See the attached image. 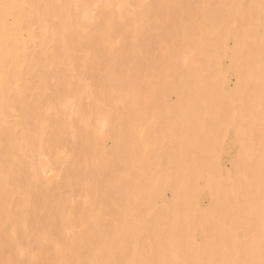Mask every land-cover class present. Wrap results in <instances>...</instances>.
<instances>
[{"label":"bare ground","instance_id":"obj_1","mask_svg":"<svg viewBox=\"0 0 264 264\" xmlns=\"http://www.w3.org/2000/svg\"><path fill=\"white\" fill-rule=\"evenodd\" d=\"M85 1L91 2L92 5L95 3L97 7H99L98 4L105 8H113L116 5V10H118L117 6H120L121 11L129 13L128 10H130L132 14H129L130 18L123 21L120 20V17L118 18L119 13L116 15L110 10L109 14H106V11L101 12L103 16L97 17L99 19L96 23L85 27L84 23H81L80 16L81 22L77 21L78 24L76 22L78 15L72 17V13L82 9L81 4ZM127 1L0 0V264H53L50 261L54 259V253L50 256L49 261L44 259L43 262H41V258L31 261L16 254L19 252L16 249V241L18 242V238H21V242H24L22 239H25L23 237L25 232L23 234L22 229H26L28 226L32 235L29 236L26 233L25 240L27 242L32 240L35 244L38 243V233L48 230L47 224L54 225L50 232H61L59 219L62 210L60 209L61 206L67 204L68 200L65 196L57 194L53 188L45 187V181L38 174L48 168V166L45 167L46 162L42 157L44 153L41 154V152L46 151L45 153L52 155L59 143L68 140L69 127L61 116V113L63 115L61 108L55 109L53 114L47 112L48 109L43 110L44 102L55 100V97L59 99L58 95L62 92L69 95V98L70 94L74 95L77 101L76 99L73 101L78 103L82 112L89 114L90 121H93L101 112V107L108 103L109 115L112 113L116 117L120 116L121 123L112 132V148L101 147L102 144L96 139L97 135L94 134L91 124L87 129L76 131L77 140L71 144L73 156L65 162L61 186L74 192L80 191L84 186L89 187L90 195L87 194L92 198V202L87 208L77 205L78 213L76 212V214H91L93 219L89 218L91 221L88 226L80 228V232L74 234L71 242L66 243L65 240L60 243L59 253L65 254V256L63 263L59 264H132L133 258H136L135 264H146L145 258L150 253L148 250L141 249L142 253L139 250L142 247L141 244H147V242L153 249H159V246L164 248L172 246L175 250L174 255L187 257L188 260L182 264H264V238L261 237L264 236L263 150L261 153L258 148L257 151L254 146L247 145L249 151H246V147L241 149L234 166L229 171L220 170L221 166L218 159H215L216 156L214 159L219 166L218 164L212 165L213 162H211L212 164L209 162L211 165L208 166L203 163L200 165L199 159L202 156L197 155L198 159L192 158V154L185 149L186 152L182 153L179 150L171 155L167 151L155 150L153 159L148 156L146 151L126 150L127 144H131L129 137L132 133L133 120L140 117L141 112L148 111L149 107L147 104H143L142 108L140 106V113L136 112L139 108L134 110L135 107L129 113L127 111L130 108L125 106L128 109L126 110L127 115L123 114L124 109L120 114L117 112L118 109L120 110V106L117 104L119 99L113 103L115 100L113 96L118 91L121 93L127 91L129 92L127 99L132 100L133 91L139 92V94L146 92L145 73L141 69L139 70L143 66L145 47L143 44H148L146 49L148 50L162 36L158 35V39L149 36L143 40L142 28H144V21L146 22L144 14L140 15V11H136L138 8L135 9L137 6L134 7ZM181 1L160 0L158 9L154 7L152 12L160 11L161 14H164L163 7L167 11L177 12L183 5ZM143 7L145 6L143 5ZM190 10H192V24L194 27H198L194 36L198 35L200 42L204 44L201 48L207 62L206 70L205 68H203L204 71L200 70L202 68L199 69V67V71L197 68L194 70L200 72L198 75L204 72H206L204 75L210 74L208 77L211 78V81L209 79L206 81L208 77L205 79L209 86L205 89L210 91V86L214 85L217 95L213 91L212 94L210 93L211 96H215L210 97V99H215L213 105L215 101H222L221 104L224 103V105L227 103L224 102L225 100L229 103L233 100L236 101L235 92L231 95H224L225 97L222 96L223 94H219V88L223 85L222 80L219 82L214 76L222 71L223 64L220 63V58L222 56L229 58L230 56L231 64H233L230 66V70L238 72L241 78L239 85L247 89L253 87L251 73L264 68L263 52L261 53V47L264 48V44L260 47V43H258L261 41L259 38V35L261 36L260 28H264V0H209L205 5L201 3L200 8ZM146 11L149 12V10ZM51 13L59 14L58 17L61 14L66 15H62L58 22L55 18V23L52 25ZM70 15L69 21L63 20V17L67 19ZM133 15L135 17L142 16L144 19L131 17ZM36 20L50 23L52 26L51 38L47 33L48 29L40 30L44 32V36H41L42 40L44 37H48L52 42L48 48L42 46L43 50L40 49L42 52H38L40 48L38 42H42L40 36H37L40 31L34 28ZM148 23L150 22H146L145 25ZM232 23H235V26H240V29L233 30ZM161 26L163 25L161 24ZM199 28L204 30L201 31ZM179 33L181 32L179 31ZM203 35H210L205 43ZM114 37L121 38L122 42L119 44L117 39V42L115 40L114 43ZM193 37L192 39H194ZM224 39H233L235 46L231 49L228 48L227 43L224 45ZM49 42L47 41V43ZM229 52L230 55H228ZM40 53L44 56H40ZM242 54L245 55H243L245 60ZM175 56L171 55L170 62H167H173ZM46 57L58 60L56 65L54 61V66L56 69L58 68L59 72L56 74L57 78L55 74L54 77L63 81L61 85H58L57 82V86L54 87L56 89L51 93L48 92L49 94L47 91H51V88L46 85V78L50 70L53 69L46 67V64L51 66L49 63L45 62L44 65L43 58L46 60ZM240 59L245 61L242 66ZM195 60L193 59V61ZM237 61L240 63L239 66ZM181 63L183 62L181 61ZM202 71L203 73H201ZM147 92L149 91L147 90ZM147 92L146 94H149L152 101L158 102L163 99V95L159 94L158 90ZM255 97L257 95L252 96L245 111L246 116L249 115V119H252L255 114L252 112V109L254 110L257 106ZM234 101L231 105L235 103ZM75 103L73 105H77ZM236 104H240L238 100ZM216 105L218 104L216 103ZM226 108L225 106V109L222 110L219 107L218 112L211 114L213 116L210 119L212 127L217 129L224 121L225 117L223 116H226L227 119L230 117L229 120L232 122L236 121L237 115L231 114V112L228 115L227 112L232 108L229 110ZM172 114L174 113L172 112ZM261 114L262 116L258 115L261 117V122L259 121L260 126L256 130L257 134L248 136L254 143L256 138L260 141L264 139V112ZM181 125L183 123L179 126ZM234 128L236 127L234 126ZM31 130H34L35 134L31 135ZM94 135L96 140L93 139ZM204 135L200 138L197 137L198 141L204 140L206 145H209L208 142H212L210 139H213L212 135L215 134L211 133L205 137ZM155 136L158 135L155 133ZM182 137L184 142L189 141L188 135ZM235 143L240 146L239 142ZM212 147L209 145L205 147L207 150L203 149L201 154L204 159L210 158ZM93 156L100 157L101 163L98 162L100 164L95 166L97 168L91 167L92 170H90L88 164L90 157L94 158ZM136 156H140L138 166L132 163ZM50 169L49 171H51ZM213 171L218 173L219 179H212ZM27 172L32 174V178L20 185L19 177ZM215 172L214 176L217 175ZM167 191L173 194L172 200L166 198ZM61 192L63 193V191ZM203 199H207L209 202L206 207L202 205ZM157 200L160 205L156 206L155 204V207L153 203ZM148 214L153 215L149 217ZM177 214H180L178 223L175 222L177 224L173 225L170 223L171 221L167 223V218L173 219L172 215L177 216ZM172 222L174 223V221ZM13 223L17 224L18 228L21 226L15 237L8 233V227ZM236 230L237 235H233ZM191 247L193 249L189 252ZM177 258L179 259V257ZM190 258L193 259L190 260ZM168 260L170 263L172 262L170 259ZM165 264H168V261Z\"/></svg>","mask_w":264,"mask_h":264},{"label":"rangeland","instance_id":"obj_2","mask_svg":"<svg viewBox=\"0 0 264 264\" xmlns=\"http://www.w3.org/2000/svg\"><path fill=\"white\" fill-rule=\"evenodd\" d=\"M153 1H155V2H153ZM188 1L190 2L189 4L186 3ZM208 1L209 0H203V1L202 0H182L181 2H183V5L181 6V9H179V11H177V12H175L173 10L167 11V9L163 7L164 9L162 8V11L164 12V14H161L160 11H157L158 13L152 12V11H154V7H156V9H158L160 0H128L127 1L129 4L133 5L134 7L137 6V7H135V9L138 8L136 11H138V12L140 11L139 12L140 15L144 14L145 19L142 18V16H136V17L140 18V20L144 19V20H146V22H148V21L150 22V23H148L149 27H148V25H145V23H146L145 21L143 23L144 28L141 27L142 31H143V38H142L143 40H146V38H149V36L158 39V35H160V34L162 35V36L160 35L161 39H158V41L153 43L154 45L152 44L150 46V48H148V50H146L148 44L147 45L143 44V47L145 46L144 50H143V57H144L143 62H142L143 66H141L139 68V70L141 69V71L145 73V78H144V80H145L144 81L145 82V91L147 92V90H148L149 92H147V93H150V92H154L155 90H158L160 92L159 94L163 95V99L159 100L158 102H155V101H152L150 99L149 94H146V92L143 94L142 93L139 94V92L135 93L133 91L132 92L133 97L131 96L132 100H129V99H127V97L129 96V92L126 91L128 93L127 94L126 92L121 93L120 91H118L120 93L117 92V94H115L113 96V99H115V100H113V103H114V101L116 102L118 99L120 100V101L119 100L117 101V104H119L120 110L121 109L122 110L120 111L118 109L117 112L121 114L123 112V109H124V112H123L124 115L125 114L127 115V112H129L131 109H134V107H135L134 110L139 108L136 110V112L138 113V111H139V113H140V109L142 108L141 105H143V104H147L149 107L148 111L141 112V115H139L140 117H136L135 120H133L134 121L132 124L133 128H131L132 133L130 134L131 137H129L131 144L130 143H129L130 145L127 144L126 150L138 149L141 152L146 151L148 156L151 159L154 158L153 156H154L155 150H158L161 152L167 151L170 155L175 154V152L179 151V150H180V152L182 151V153L188 151L189 153L192 154V158L193 157L197 158L198 157L197 155L202 156V158H200L201 160L199 159L200 165H203V164L206 165L207 164L206 166H208V165L212 164L211 162H213L212 165H216L219 162V164L221 166V167H219L220 170L223 169V170L229 171L234 166L236 157L243 150V148L246 147L247 148L246 151H249L247 145L254 146L256 148V150L258 148V150L260 152H261V150H263V152H264V139H262L260 141L259 139L256 138L255 143H254L253 140H251L249 138L250 136H254L255 134H257L256 130L259 128L260 122H261L260 121L261 117H258V115L262 116L261 112H264V83H263L264 82V71H262V70H264V68L259 70L258 72L253 71L254 73H251L254 84H253V87L251 89H247L245 87H242V85H239V80L241 78H240L238 72H236L234 70L233 71L230 70V66H233V64H231L232 59H230V56H229V58H228V56L227 57L222 56L219 60L220 63L223 64V65L221 64L223 66L222 71L219 73L221 75L216 74L214 76L217 79V81L221 82V80H222L223 85L220 86V88H219V94H221V95L223 94L222 96L225 97V96H227L229 94L231 95V93L235 92L236 101L233 100L235 103L232 105H231V103H233V101L230 103L227 100L224 101V102L229 103L230 105L227 103L225 105H224V103L221 104L222 101L221 102L215 101V104L213 105L215 99L212 98L213 99V101H212V99H210V97H215V96H211L210 93L212 94V91H213V93L216 94V92H215L213 84L209 88L210 91H208V89L207 90L205 89V87H209L207 85L206 81H208V79H209V81H211V78L208 77L210 75L209 73L206 75H204L206 72L203 73V71H204L203 68L206 67L207 62L205 61L206 60V58L204 56L205 54L201 48L203 43L200 42V40H199L200 38L198 37V35L194 36L195 35L194 33L198 31V27L197 26L194 27L192 24L193 23L192 22L193 19L191 16L192 10H190V9H194V8H196V9L200 8L201 3H204V5H205V3H208ZM98 5H99V7H97L95 3H93V5H92L91 2L89 3L88 1H85L81 4L83 11L81 9V10L76 12L78 14L72 13V17L78 15V18H77L78 20H76V22L78 21L80 23L82 20L81 23L82 24L84 23L83 25L85 27H87L93 23H96L97 20L99 18H101V15L103 16V14L101 12L106 11L107 12L106 14H109L110 13L109 10H110L111 12H114L116 15H118V13H119L118 18L120 17V20H123V21L128 19V17L130 18L129 14H132V12H130V10H128L129 13L121 11L120 6H117L118 10H116L115 9L116 5L113 8H109V7L105 8V7H101L102 5H100V4H98ZM143 5L147 8L143 7ZM91 7H93V8H91ZM145 9L149 10V12L146 11ZM80 13H83V14H80ZM150 13H152V15H150ZM51 15L53 16V18H52V16H50L51 24L54 25L53 24V23H55L54 19L56 18L55 20L58 22L59 18H62L63 14H61L60 17H58L59 14H55V13L54 14L51 13ZM65 15H63V16H65ZM81 15H82V17H81ZM136 15H137V13H136ZM79 16H80L81 20L79 19ZM159 16H160V18H158ZM97 17H99V18H97ZM131 17L136 18L135 15H133ZM147 17H149V18H147ZM162 17H164V18H162ZM70 18H71V15L67 19L63 17V20L69 21ZM75 18H74V21H75ZM156 18H158V19H156ZM195 18H196V16H195ZM52 21H54V22H52ZM78 22H77V24H78ZM42 24H43V26H42ZM46 24H47V22L45 23L43 21L36 20L34 23V25H35L34 28L38 29L39 31L41 29H43V31L48 29L49 32L47 31V33L50 35V38H51L52 26L50 23L47 24L50 28L49 29ZM161 24L163 26H161ZM231 27H233V30H235V31H238L237 28L240 29V26H235V23H232ZM158 28H160V29H158ZM260 29H261V36L259 35V38L261 39V41L258 43H260V47H261L264 44V33H263L264 28H260ZM162 30H163V32H162ZM199 30L203 31L204 29L199 28ZM179 31L181 33H179ZM182 31H183V33H182ZM40 32L37 33V36H40L39 38H41L42 43L38 42V47H40L38 49V52H42V50H43L42 46H44V48H48L51 46L50 44H52L51 40H49L48 37H46L48 39H46L44 37L43 40H45V41H43L41 36L43 35L44 32H41V33ZM23 34L26 35L25 32H23ZM48 34H46V35L48 36ZM209 36L210 35H207V36L203 35L202 37L204 39L201 37V39L204 40V43ZM192 37L194 39H192ZM117 39H118V43L120 44L122 42V40H121V38L119 39L118 37H114V39H113L114 43H115V40L117 42ZM46 40L50 41L51 43L50 42L47 43ZM224 40H225V41H223V42H225L224 45L227 43L226 45L228 48L231 49L235 46V41L233 39H224ZM159 41H161L162 44ZM179 45H181L182 47ZM199 46H200V48H198ZM180 47L183 49H181ZM179 48H180V50H179ZM40 49H42V50H40ZM152 51H153V53H152ZM176 53H177V56H175ZM261 53H262V58H263V63H264V48H262V47H261ZM171 55L175 56L174 61L173 62L171 61V63H168V62H170L171 58L173 57V56L170 57ZM197 55H199V56H197ZM228 55H230V52ZM243 55L244 54H242V57L245 60V57H244L245 55L244 56ZM40 56H44V55H41V53H40ZM45 56H47V55H45ZM196 57H197V59L195 60ZM201 57H202V59H201ZM193 59L195 61H193ZM243 59H240V60H242V62H240L241 66L243 65V63H245V61ZM54 61H55V65L58 64V60H53L51 57H49V58L46 57V60L43 58L44 65H45V62L49 63L51 66L46 64V67H48V69H53L52 71L50 70V72L46 78V85L48 87L50 86V88H51V91H47V93L48 92L51 93L54 91V89H56L54 87L57 86L56 85L57 82H58L57 83L58 85H61V83L63 82L59 78H58L59 80L56 79L57 78L56 74L59 71H58V68L56 69V66H54ZM144 61H146V62H144ZM181 61L183 63H181ZM176 63H177V65H176ZM238 63L239 62L237 61V65L239 66L240 63L239 64ZM162 65H163V67H162ZM142 67H143V69H142ZM198 67H199V69L202 68L200 70H203L201 72L203 74L198 75V73H200V72H196V70H194L197 68V70L199 71ZM145 68H146V70H145ZM167 70H168V72H167ZM205 70H206V68H205ZM164 72H166V73L164 74ZM175 72H176V75H175ZM195 73H197V74H195ZM54 74H55L56 78L54 77ZM169 74L170 75L174 74L175 76H170ZM203 76H205V77H203ZM203 78H204V81H203ZM53 79H55V80H53ZM205 79H206V81H205ZM193 80H195L194 83H193ZM176 87H178V90H176ZM217 93H218V90H217ZM238 93H239V95H237ZM68 94H70V93H68ZM126 94H127V96H126ZM59 95H58L59 99H57V97H55V100L51 99L50 102H44V104H45L44 108L45 109L43 108V110L45 111L48 109L47 112L53 114L55 109L61 108V112L63 111V115L61 113V116L64 118V120L67 123V126L69 127V130H68L69 136L67 139L68 140L71 139L70 140L71 142L67 140L65 142L59 143L55 147V149H54L55 152H53L52 155L47 154V153H45L46 151L42 150L43 152H41V154L44 153L42 157H43L44 162H46L45 167L48 166V168L46 169L44 167L45 168V169H43L44 171H42V173L40 172L38 174V176H40L41 179L43 181H45V183L47 184V185L43 184L45 187L53 188L57 192V194H59L61 196H65L68 200L67 204L61 206L62 208L60 209V210H62V214H61V217L59 219V227H60L61 232H59V233L58 232L55 233V231L50 232L51 227L54 225L53 224H47L46 228L48 230H44V232L42 231L41 233H38L39 234L38 243L35 244V243H33L32 240H29L28 241L29 243H28L27 240H25L26 239L25 234L27 233L29 236L32 235V232L28 230V227H29L28 226L26 229L25 228L22 229L23 234L25 232V234L23 235V237H25V239H22V240H24V242L23 241L21 242V238H18V242L16 241V245H17L16 249L19 250V252H17L16 254H19L20 256L22 255V256H24L25 259L28 258L31 261H34V260H37L38 258H41V262H43L44 259L49 261L50 256L54 253L53 254L54 259H52L50 261V262H53V264L63 263L62 261H64L65 254L59 253L60 249H61L60 243L65 241V240H66V243L71 242V240L74 238V234H76L77 232H80V230L83 229V227L85 228L86 226H88V223L91 221L90 219H93V216L91 214H84V215L83 214H76V212L78 213V211H76L77 205H80L83 208H87L90 206V204L92 202V198L89 196L90 192H88L89 187L84 186L83 188H81L80 191H75L76 192L75 193L74 191L67 190L61 186V181H62L61 177L64 174L65 162L68 161L69 158H71L73 156V152H72L73 148H72L71 144L76 142V140H77L76 131L82 130V129L83 130L87 129L89 127V124H91L94 128V130H93L94 134L97 135V138L94 135L93 139L96 138L98 140V142H101V144H102L101 147L106 146L108 148H112V146H113V141H112L113 140V137H112L113 134H112V132H113L114 128L117 125H120V123H121L120 116L116 117V115L112 114V113H111V115H109L110 108L108 106V103L104 104V107H101V109H102V110H100L101 112L98 113V115L93 119V121H90L89 114H87L86 112H82L80 109V106L78 107V103H75L77 101V99L74 97L73 94H70V98H69V95H67L66 93L64 94L63 92H62V94H59ZM256 95H257V97H255V103H257V106L254 110L252 109V112H254L255 114H254L252 119H249L248 118L249 115L246 116L245 111H246V108L248 107L247 105H248L250 99H252V96H256ZM123 96H125V97L123 98ZM117 97H119V98H117ZM70 99H72V100H70ZM73 99L74 100L76 99V101L74 102ZM206 100L207 101L209 100V101L207 102ZM237 100H238V103H240L238 105L236 104ZM74 103L77 105H73ZM216 103L218 105H216ZM52 105H53V107H52ZM62 106H64V107H62ZM74 106H75V108H74ZM125 106L128 109L129 108L130 109L128 110ZM140 106H141V108H140ZM203 106H204V109H203ZM215 106L216 107L219 106L220 109H222V110L225 109V106L227 107L226 110H229L230 108H232V110H229L227 112H228V115L230 112H231V114L232 113L236 114L237 115L236 121L232 122V120H229L230 117L227 115L229 118L227 119L226 116H223V117H225L223 119L224 123L221 122L220 126L218 124L219 127L217 129L212 127L213 124H212V121L210 119H212L213 116H211V114L213 115L216 111L218 112L220 110V109L218 110L219 107L216 108ZM69 107H70V109H69ZM116 108H118V107H116ZM146 108H147V106H146ZM180 108H181V110H180ZM259 108H260V110H259ZM170 109H172V110H170ZM206 109H207V111H206ZM213 109H215V110H213ZM113 110H114V108H113ZM126 110H128V111L126 112ZM212 110H213V112H212ZM233 110H234V112H233ZM172 112L174 114H172ZM129 113H131V112H129ZM199 113H201V114H199ZM209 113H210V115H209ZM66 115H68V116H66ZM178 117H179V119H178ZM180 117L182 120L180 119ZM128 118H129V115H128ZM215 119H216V117H215ZM202 121H204V122H202ZM178 123H180V124L183 123V125L179 126L180 124L178 125ZM231 123H233V124H231ZM234 126L236 128H234ZM194 127H195V129H194ZM195 130H197L196 133H195ZM32 133L35 134L34 130L30 131L31 135H32ZM155 133L158 136H155ZM211 133L215 134V135H212L214 138L210 139V140H212L213 143L211 142L212 143L211 144L210 142H208V144L211 147L213 146L211 149V151H212L211 155L213 154V156L211 157V155H210V158L206 157L204 159V157L201 153H203V149H204V151L207 150V149H205V147L209 146V145H206L204 140L198 141L197 137H199V138L201 136L203 137L204 134H205L204 135V137H205L206 135H211ZM185 135H188L190 137L188 142H184L185 140H183L182 136H185ZM96 139H94V140H96ZM153 139L156 140L155 141L156 144H155ZM214 141L217 143H215ZM236 141L240 143V146L236 145V143H235ZM259 141H260V143H259ZM157 143H158V145H157ZM215 144H216V146H215ZM244 144H246V145H244ZM255 144H257V145H255ZM156 145H157L156 148H158V149L155 148ZM139 151H137V152H139ZM93 157L94 158L90 157V163L88 164L90 166V168H89L90 170H92V168L96 169L97 167L95 168V166H98L101 163L100 157H98L100 159H98L95 156H93ZM214 157H215V159L216 158L218 159L217 160L218 162L215 161ZM133 160H132V163L134 165L138 166L140 164V156H136ZM204 160H205V162H204ZM211 160H213V161H211ZM98 162H100V163H98ZM209 162L211 164H209ZM91 163H93V164H91ZM195 163H196V161H195ZM219 164H218V166H219ZM210 167H213V166H210ZM49 169L51 171H49ZM45 170H46V172H45ZM204 170L207 171V169H204ZM214 172L215 171H213V173ZM213 173H212V179H214V178L219 179L218 173L215 172V173H217L218 176L217 175L214 176L215 174H213ZM31 175L32 174L31 173L28 174V172L24 173L21 177H19V184L21 185L23 183H26L28 180H30L32 178ZM57 182H59V183H57ZM86 189H88V190H86ZM61 191H63V193ZM166 198H168V200H172L174 197L170 191H167L166 192ZM155 204H156V206H158V205H160V202H158V200H157V201H155V203H153L154 206H155ZM208 204H209V202L207 199L202 200V205L204 207H206ZM153 205H152V207H154ZM148 215L150 217L153 214H148ZM169 216H170V214H169ZM172 216H173L172 217L173 219L167 218V223L171 221L170 223H172L173 225L177 224L178 220L180 219V214H177V216L176 215H172ZM172 221H174V223ZM175 222H177V223H175ZM232 225H234V224L232 223ZM20 228H21V226H20ZM20 228H18L17 224H15V223L10 224L8 227V229H9L8 233L15 237V234L16 235L18 234V231ZM239 232H240V230L238 231V233ZM56 235H57V238H56ZM233 235H237V230L235 231V233ZM261 237L264 238V236H261ZM148 243L149 242H147V244L146 243L141 244L142 247L139 250V252L141 251V249H144L143 251L148 250V252L150 253L148 255V257L145 258L146 264L147 263L148 264H165L167 261H168V264H177V263L182 264L183 262H186L188 260L186 256L183 257L181 255H174L175 250L173 249L172 246H171V248H164L162 246H159L158 247L159 249L154 248L155 250L157 249L155 252V250L153 248H150V247H152L151 244L149 245ZM145 244L148 245L149 247H145L146 246ZM35 245H37V246H35ZM168 247H170V246L168 245ZM146 248H148V249H146ZM160 248H163L164 250L163 249L161 250ZM151 249H153V250H151ZM192 249H193V247H191V249H189V252ZM143 251H141V253ZM263 251H264V249H263ZM153 252H155V253H153ZM156 253H158V254H156ZM57 254H58V256H57ZM164 254H165V256H164ZM167 256H168V258H167ZM56 257H57V259H56ZM177 257H179V259ZM165 258L167 261L165 260ZM193 258H190V260H192ZM162 259H164V260H162ZM168 259H170V261H172V262L170 263ZM133 260H134V262H132V264L133 263L135 264L136 258H133L132 261ZM163 261H164V263H163Z\"/></svg>","mask_w":264,"mask_h":264}]
</instances>
